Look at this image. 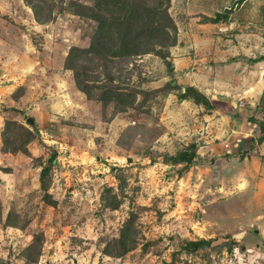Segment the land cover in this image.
<instances>
[{"label":"rangeland","instance_id":"1","mask_svg":"<svg viewBox=\"0 0 264 264\" xmlns=\"http://www.w3.org/2000/svg\"><path fill=\"white\" fill-rule=\"evenodd\" d=\"M66 1L31 0L53 6L52 19L45 23L35 19L24 0L0 1L9 9L6 15H12L0 25V35L14 47V56L7 60L4 55V61L27 69H12L1 78L0 130L5 117L30 128L26 119L32 117L36 125L27 145L30 156L0 151V167L11 170H0V264H25L22 250L38 232L42 251L32 264H264V143H257L253 122L248 123L263 116V91L254 87L249 96L238 88L243 104L209 120L192 101L177 99L179 89L113 115L110 105L87 99L63 68L68 48L87 46L93 27L86 18L60 13ZM227 8L231 12L225 21L201 22ZM169 12L180 41L174 55L170 48L173 68L184 69L182 74L223 69L225 80L249 69L245 79L258 81L264 68L253 59L264 54V0H171ZM124 66L128 69L119 75L130 86L149 91L174 80L185 87L184 78L169 74L156 55ZM20 85L24 91L14 99L11 93ZM255 129L260 135L258 125ZM188 144L197 146L199 156L179 176L182 165L164 164L163 154L174 155ZM52 154L49 192L56 206L41 200L38 179L39 164ZM211 157L218 159L210 164ZM115 173L126 182L123 192ZM106 186L123 198L116 210L103 207L100 196ZM9 210L18 227L4 225ZM129 211L135 214L138 246L122 258L104 255V245L118 235ZM199 237L213 238L215 246L192 253L183 249L185 240ZM145 242L150 243L146 250Z\"/></svg>","mask_w":264,"mask_h":264},{"label":"trees","instance_id":"2","mask_svg":"<svg viewBox=\"0 0 264 264\" xmlns=\"http://www.w3.org/2000/svg\"><path fill=\"white\" fill-rule=\"evenodd\" d=\"M30 5L35 19L45 23L52 19V5H36L31 0H24ZM45 3V0H41ZM171 0H67L59 7V12H68L93 22L87 46L72 45L68 48L63 60V68L70 70L76 88L85 94L87 99L99 101L102 107L111 106L112 114L125 112L128 109H137L149 96L162 93L169 94L174 89H179L176 97L179 101L190 100L196 105H201L205 111L219 110L231 113L234 108L228 99H211L193 85L184 88L179 87L176 81L170 80L161 87L146 91L140 87L130 86L121 80L119 75L123 69H128L127 63L147 54L160 57L167 66L169 74L173 73V64L169 60L170 48L177 44L178 28L169 12ZM45 10V16L42 11ZM230 8L223 12H216L214 16H205L202 23H218L225 21L230 14ZM264 61L261 55L253 62ZM264 76V72H263ZM19 91H24L23 85L18 86L11 96L17 99ZM138 95L142 96L139 100ZM263 116L260 120L248 119L259 127L260 135L257 143L264 141V90L260 97ZM15 110V109H13ZM36 125L33 122L31 128L16 119L5 117L0 130V151L2 153H22L30 156L27 147L34 139ZM197 157V146L188 144L184 150L174 155L163 154L164 164L182 165L178 171H188ZM56 158L55 154L39 164V187L42 191L41 200L56 206L57 200L49 192L52 165ZM155 160L150 158V162ZM121 170L122 168H112ZM0 170L8 173L10 167H0ZM118 180L117 189L123 192L125 180L119 173L114 174ZM112 186H106L101 193L103 207L116 210L123 203V198ZM14 212L9 210L6 214L4 225L18 227L13 221ZM2 216V202L0 200V219ZM138 230L135 225V214L129 211V215L123 221L116 237L107 241L102 253L107 256L122 258L128 252L134 250L138 244ZM42 232L33 234L31 242L22 250L25 264L37 263L42 251ZM213 238L187 239L183 243V249L187 252L212 247ZM150 243H142L146 250ZM220 246V245H218ZM231 246L227 251L232 252Z\"/></svg>","mask_w":264,"mask_h":264},{"label":"crops","instance_id":"3","mask_svg":"<svg viewBox=\"0 0 264 264\" xmlns=\"http://www.w3.org/2000/svg\"><path fill=\"white\" fill-rule=\"evenodd\" d=\"M0 1L4 2L5 0H0ZM7 9L8 8L5 7L3 3L0 4V25L5 26V23H4L5 18H8L9 20L11 19L10 18L12 16L11 14L6 15V14H8L7 11L9 10V9L8 10ZM22 10H23V8L19 7V11H22ZM17 12H18V10H17ZM13 19L16 20L15 17ZM177 28H178V26H177ZM179 42L180 41H178V39H177V44L175 46H173V49H171L172 55H174L175 50H177L178 47H180ZM13 50H14V47L12 46L10 39L5 38V36L0 35V82H2L1 78L4 75H6L8 73L11 74L12 69H15L14 73H17L18 70H24V71L27 70V69H24V67L21 68V66L19 67L17 65L16 66H6L7 62L4 61V57H5L4 55H7V58H6L7 60L11 59V57L14 56L13 52H12ZM2 52H3V55H2ZM263 62L264 61H259L257 63L263 64V68H264ZM7 69H10V72ZM183 70L184 69H178L176 67L173 69V72L176 75H178V77L181 76L184 78V79H182L184 82L182 84H184V86L193 85L196 88H198L200 91H202L204 94H206L211 99H219V98L220 99L221 98L228 99L230 101V104L232 105V107L234 109L238 103L240 105L243 104V101L241 99L243 96V95H241L242 93L236 92V90L238 88H240L242 90V92H244L243 94H248L249 96H250V94H249L250 90L254 87L259 88L260 93L264 90V76H263L264 71L263 70L259 74V79L257 82L251 81L250 78L245 79L247 73L250 72L249 69H239L238 71H235L234 76L231 80H225L224 78H222L223 76H222L221 72L223 71V69H195V71L192 74H190V73L182 74ZM235 70H237V69H235ZM65 71H67V70L65 69ZM58 73L59 74H57V76L59 77V79H63L62 76H60L62 74V71H59ZM24 74H27V73H21V75H24ZM220 74H221V78H220ZM240 78H241V80H240ZM242 78L244 80H246L245 83H244ZM178 84H180V83H178ZM7 86H16V85H14V83H10ZM196 106H197V109L202 112V117L204 118V120H209L212 117L216 116V114L222 113L219 110L204 111V108L201 105H196ZM49 109H50V111L53 110V104H49ZM44 111L46 112L47 110L45 109ZM203 111H204V113H203ZM250 122H252V121H249L248 123H250ZM253 127H252V130L253 131L256 130V132L254 134L256 136H259V135H257V129H255L257 127V124L254 122H253ZM231 131L233 133L234 132H236V133L240 132L239 129L236 130L234 128H231ZM251 139H252V137H251ZM263 143H264V141L260 144L262 145ZM251 152H254V150ZM247 154L248 153H245V155L243 156V160H241V162H243L245 159H247ZM198 156H199V153L197 151V157ZM223 156L228 157L229 155H228V153H225ZM211 158H213V157H211ZM217 159L218 158H214V161L216 162ZM238 159H239L238 156H234V160H238Z\"/></svg>","mask_w":264,"mask_h":264},{"label":"water","instance_id":"4","mask_svg":"<svg viewBox=\"0 0 264 264\" xmlns=\"http://www.w3.org/2000/svg\"><path fill=\"white\" fill-rule=\"evenodd\" d=\"M26 122L31 125L33 123V118L32 117H28L26 119ZM213 161H214V159L211 158L210 161H209V163L211 164V163H213Z\"/></svg>","mask_w":264,"mask_h":264},{"label":"built area","instance_id":"5","mask_svg":"<svg viewBox=\"0 0 264 264\" xmlns=\"http://www.w3.org/2000/svg\"><path fill=\"white\" fill-rule=\"evenodd\" d=\"M225 145H228L227 143Z\"/></svg>","mask_w":264,"mask_h":264}]
</instances>
